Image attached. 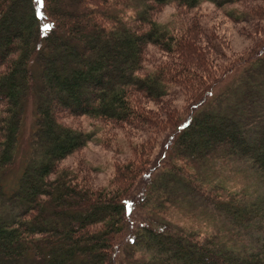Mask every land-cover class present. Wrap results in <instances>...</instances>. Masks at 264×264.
Segmentation results:
<instances>
[{
	"label": "trees",
	"instance_id": "16d2710c",
	"mask_svg": "<svg viewBox=\"0 0 264 264\" xmlns=\"http://www.w3.org/2000/svg\"><path fill=\"white\" fill-rule=\"evenodd\" d=\"M205 1L243 0H0V264H264V41L242 66L232 105L206 109L241 60L212 64L194 43L195 19L167 26L154 18L170 3L188 10ZM225 15L264 20V3ZM151 48L167 60L146 65ZM180 90L191 96L188 113L172 122L165 160L144 188L152 141H129L130 158L114 163L106 187L61 165L91 137L66 119H90L110 138L112 127L152 119L142 100ZM28 99L35 157L8 176ZM238 161L257 192L210 171ZM139 193L144 223L118 252ZM171 209L186 222L170 219Z\"/></svg>",
	"mask_w": 264,
	"mask_h": 264
},
{
	"label": "rangeland",
	"instance_id": "374dc122",
	"mask_svg": "<svg viewBox=\"0 0 264 264\" xmlns=\"http://www.w3.org/2000/svg\"><path fill=\"white\" fill-rule=\"evenodd\" d=\"M264 0H243L236 5H229L218 8L213 3L205 1L195 9H180L170 5L162 7L158 12H155L154 18L161 25L176 26L175 19H184L187 22L196 20L197 34L194 40L196 48L199 52L212 60V64L233 63L238 59L240 65L238 70L232 71L222 79L217 86L208 94L202 107L206 109H228V105L238 97L236 85L238 84V76L240 70L257 55L261 43L264 41V20L254 19L251 21L235 22L226 17V11L237 8L246 10L247 8L256 4H262ZM179 13V15H177ZM176 16V17H175ZM180 21V19H179ZM177 22V23H176ZM171 23V25H170ZM213 44L217 46L215 49ZM150 58H147L146 65L153 66L159 61L167 60V55L159 53L155 48H151L148 52ZM172 60H179L175 55L168 56ZM236 61V63L238 62ZM224 63V64H225ZM236 63L234 65H236ZM212 64L210 66H212ZM243 66V67H242ZM201 72H210L212 67L198 69ZM183 90L167 96L161 101L151 102L142 100L144 111L149 113L152 119L142 123L139 128L133 126H120L112 127L114 135L107 137L103 134L100 125L96 124L90 119L79 117L76 119H66L71 125L77 126L79 129L84 130L90 134V140L87 144L80 149L76 154L67 157L62 161L61 165L78 169L81 173L87 176L88 180L95 187H106L110 179L113 177L114 163L126 162L130 158V150L127 145L129 141L136 143L150 144L148 163L150 162L151 174L146 175L147 181H140L138 187L144 188L158 170L160 165L164 162L167 155L166 142L168 141V133L171 131L172 122L176 120L177 116H184L188 113L187 103L190 102L189 98L185 96ZM261 97L264 100V89L261 90ZM33 100L28 99L24 107V120L20 131V139L18 147L14 156V163L8 170V176H16L20 173L21 169L27 164L35 153L33 150V119H34V105ZM168 135V136H167ZM151 143V144H152ZM219 177L226 179L228 183L233 185L234 190L247 189L249 192L259 190V183L255 182L250 175V169L244 162H236L230 166H217L210 169ZM142 182V183H141ZM145 183V184H143ZM136 188V189H137ZM254 192V193H256ZM136 193H134L135 195ZM141 194L139 193L131 203L128 228L124 235L117 241V251L119 252L123 244H127L128 232H135V227L140 223H144L145 215L144 210L140 207ZM138 200V202H137ZM141 203V202H140ZM129 210V208H128ZM182 213V212H181ZM181 213H176L175 210L170 213V219L174 221L186 222V219ZM150 219V217H149ZM206 222L198 221L197 225L203 226ZM196 224L195 222H193ZM119 249V250H118Z\"/></svg>",
	"mask_w": 264,
	"mask_h": 264
}]
</instances>
